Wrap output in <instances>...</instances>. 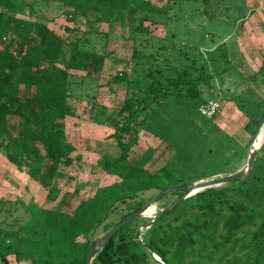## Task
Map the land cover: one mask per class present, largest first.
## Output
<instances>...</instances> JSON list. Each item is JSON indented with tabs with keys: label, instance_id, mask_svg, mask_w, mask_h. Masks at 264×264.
<instances>
[{
	"label": "trees",
	"instance_id": "obj_1",
	"mask_svg": "<svg viewBox=\"0 0 264 264\" xmlns=\"http://www.w3.org/2000/svg\"><path fill=\"white\" fill-rule=\"evenodd\" d=\"M164 1L0 0V151L52 198L60 191L57 181L64 169L75 160L76 148L65 127L66 119L75 115L70 101L81 82L70 70H84L83 77L92 78L89 66L102 65L113 53L107 50L110 32L90 28L79 37L64 38L47 21L59 15L72 22L89 16L98 24L118 21L134 43L152 37L147 21L175 23L157 49H135L131 75L114 76V82L126 83L121 105L111 112L98 106L101 122L114 129L111 137L120 153L102 155L97 165L117 181L97 187L70 212L68 200L55 209L0 200V264H85L100 229L105 230L104 241L123 218L148 207L167 189L171 190L157 201L168 195L175 198L162 204L154 220L141 217L118 229L90 264H264V211L225 196L228 190L242 188L252 169L245 180L186 196L195 180L174 166L177 153L154 172L146 167L149 154L131 158L139 140L137 124L152 132L149 118L172 99L202 98L203 103L206 90L212 91L218 79L237 70L235 51L226 42L204 52L186 35L189 42H183L178 31L182 4L208 8L211 0ZM255 76L264 87V66ZM258 121L250 117L245 129L254 135ZM141 219L144 225L150 223L141 233L142 242Z\"/></svg>",
	"mask_w": 264,
	"mask_h": 264
},
{
	"label": "rangeland",
	"instance_id": "obj_2",
	"mask_svg": "<svg viewBox=\"0 0 264 264\" xmlns=\"http://www.w3.org/2000/svg\"><path fill=\"white\" fill-rule=\"evenodd\" d=\"M154 1L158 5L165 2ZM260 4V0H211L208 8L201 3L182 4L180 10L183 17L178 22V31L182 32L183 42H189L184 39L186 35L204 52L218 43L226 42L235 51L237 70L218 79L212 91H205V98L221 101L222 109L216 117L208 119L199 113L202 98L172 99L149 118L147 125L152 132L137 124L135 132L139 140L131 150L133 160L149 154L146 167L154 172L177 153L174 166L185 176H191L195 180L193 184L244 171L248 161V145L253 137L245 126L250 117L260 119L264 109V87L260 77L255 76L264 66V21L260 20ZM171 13L175 14V10ZM146 24L150 25L152 37L134 43L128 37L127 27L118 21L111 25L98 24L93 16H89L72 22L61 15L47 21V25L64 38L79 37L90 28L110 32L112 36L108 39L107 50L113 56L106 58L100 66H89L92 78L83 77L84 70H70L81 82L70 101L75 115L66 119L65 127L68 140L76 148L73 153L75 160L58 179L60 191L56 198L50 197L49 191L41 183L19 171L0 151V200H17L27 204L35 202L52 209L59 207L63 200H68L70 212L80 199L93 195L97 187L117 181L116 176L105 173L97 165L102 155L117 156L120 153L117 140L111 137L114 129L101 122L103 116L97 110L98 106H105L111 112L121 105L126 94V83L114 82L113 78L122 72L131 75L135 49L145 52L157 49L163 44L162 39L175 28V23L151 24L147 21ZM210 92L214 95H208ZM235 100L241 102L245 110L239 109ZM233 122L237 123L242 135L232 130L230 125ZM256 150L259 153L243 187L228 190L225 196L264 211V135ZM174 198L168 195L150 203L148 208L155 207L153 214L147 215L144 211L142 218L150 221L160 211L162 204ZM143 219L140 220L141 233L150 224L144 225ZM105 234V230L100 229L95 242L101 244ZM146 239H149V233Z\"/></svg>",
	"mask_w": 264,
	"mask_h": 264
},
{
	"label": "water",
	"instance_id": "obj_3",
	"mask_svg": "<svg viewBox=\"0 0 264 264\" xmlns=\"http://www.w3.org/2000/svg\"><path fill=\"white\" fill-rule=\"evenodd\" d=\"M264 124V114L261 116V118L259 119L256 127H255V133L252 137L251 142L248 145V161L246 164V167L244 169V171H239L237 173L225 176V177H220V178H216V179H211L199 184H192V189L187 193V194H193L196 193L200 190L206 189V188H210V187H214V186H219V185H224L226 183L232 182V181H242L245 180V178L247 177V175L250 173L255 158H256V148H253L254 143L256 141V139L258 138L259 133L262 131V127ZM190 185H186L185 187H188ZM174 190H176L177 188H173ZM171 189H167L162 191L161 193H159L155 198H153V200L151 201V203L156 202L159 198H161L163 195H165L166 193H168ZM185 196L180 197L179 199L184 198ZM178 199V200H179ZM177 200V201H178ZM148 207L143 206L142 208H140L139 210L129 214L128 216H126L125 218H123L112 230H110L108 232V234L106 235L105 240L103 241L102 244H98L97 242H93L88 250V254H87V259L85 264H90L91 261L94 258L95 253L97 252V250L102 249V247L104 246V244L108 241V239L121 227L131 223L132 221L144 217L143 216V212L147 210ZM163 211V210H162ZM156 218V216H154L153 218H151L150 221L154 220ZM150 225V224H149ZM158 259V257H157Z\"/></svg>",
	"mask_w": 264,
	"mask_h": 264
},
{
	"label": "built area",
	"instance_id": "obj_4",
	"mask_svg": "<svg viewBox=\"0 0 264 264\" xmlns=\"http://www.w3.org/2000/svg\"><path fill=\"white\" fill-rule=\"evenodd\" d=\"M221 109H222L221 101L217 98H212V99H207L203 103L200 104L199 113L208 119H212L221 112ZM140 229L142 231V228ZM138 239L139 241L142 242L141 232L138 235Z\"/></svg>",
	"mask_w": 264,
	"mask_h": 264
},
{
	"label": "bare ground",
	"instance_id": "obj_5",
	"mask_svg": "<svg viewBox=\"0 0 264 264\" xmlns=\"http://www.w3.org/2000/svg\"><path fill=\"white\" fill-rule=\"evenodd\" d=\"M263 135H264V132H260L259 133V135H258V138L256 139V141H255V143H254V146H253V148H259L260 147V145H261V142H262V140H263ZM154 210H155V207L154 206H150L147 210H146V214L147 215H151V214H153V212H154ZM145 213V212H144Z\"/></svg>",
	"mask_w": 264,
	"mask_h": 264
},
{
	"label": "crops",
	"instance_id": "obj_6",
	"mask_svg": "<svg viewBox=\"0 0 264 264\" xmlns=\"http://www.w3.org/2000/svg\"><path fill=\"white\" fill-rule=\"evenodd\" d=\"M260 2H261V4H260V10H261V14H260L261 18H260V20L264 21V0H260ZM262 25H263V23H262ZM206 99H208V97ZM232 124L233 125H230L232 130L234 129L237 132V134H239L240 132H239V127L237 126V123L233 122ZM239 135H242V134H239ZM241 145H242V143H241Z\"/></svg>",
	"mask_w": 264,
	"mask_h": 264
}]
</instances>
